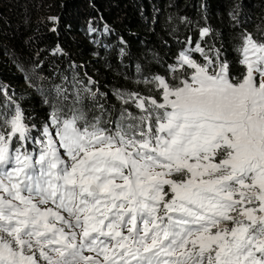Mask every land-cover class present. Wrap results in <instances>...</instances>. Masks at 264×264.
Returning a JSON list of instances; mask_svg holds the SVG:
<instances>
[{
	"label": "snow or ice",
	"instance_id": "6c2138e0",
	"mask_svg": "<svg viewBox=\"0 0 264 264\" xmlns=\"http://www.w3.org/2000/svg\"><path fill=\"white\" fill-rule=\"evenodd\" d=\"M241 40L238 77L197 44L110 127L57 86L31 151L0 112V264H264V35Z\"/></svg>",
	"mask_w": 264,
	"mask_h": 264
},
{
	"label": "trees",
	"instance_id": "16d2710c",
	"mask_svg": "<svg viewBox=\"0 0 264 264\" xmlns=\"http://www.w3.org/2000/svg\"><path fill=\"white\" fill-rule=\"evenodd\" d=\"M205 27L210 35L201 37ZM245 32L264 35V0H0V112L10 117L19 106L30 151L45 125L55 132L57 86L68 103L80 93L88 119L101 116L110 127L125 108L141 114L137 94L162 101L151 81L183 79L178 57L197 44L209 56L218 50L238 77ZM192 56L204 63L199 52Z\"/></svg>",
	"mask_w": 264,
	"mask_h": 264
},
{
	"label": "clouds",
	"instance_id": "9594fccd",
	"mask_svg": "<svg viewBox=\"0 0 264 264\" xmlns=\"http://www.w3.org/2000/svg\"><path fill=\"white\" fill-rule=\"evenodd\" d=\"M87 254V253H86Z\"/></svg>",
	"mask_w": 264,
	"mask_h": 264
}]
</instances>
